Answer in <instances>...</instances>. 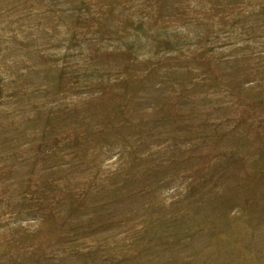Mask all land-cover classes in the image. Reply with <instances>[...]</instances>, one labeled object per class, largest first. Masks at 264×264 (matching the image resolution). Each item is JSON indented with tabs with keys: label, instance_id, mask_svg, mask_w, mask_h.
<instances>
[{
	"label": "rangeland",
	"instance_id": "rangeland-1",
	"mask_svg": "<svg viewBox=\"0 0 264 264\" xmlns=\"http://www.w3.org/2000/svg\"><path fill=\"white\" fill-rule=\"evenodd\" d=\"M0 264H264V0H0Z\"/></svg>",
	"mask_w": 264,
	"mask_h": 264
}]
</instances>
